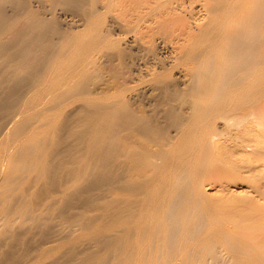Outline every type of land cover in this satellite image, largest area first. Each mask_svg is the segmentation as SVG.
Wrapping results in <instances>:
<instances>
[{
  "label": "bare ground",
  "instance_id": "1",
  "mask_svg": "<svg viewBox=\"0 0 264 264\" xmlns=\"http://www.w3.org/2000/svg\"><path fill=\"white\" fill-rule=\"evenodd\" d=\"M125 6L126 33L144 30L150 39L146 41L158 55L164 54L159 55L162 60L155 57L163 70L151 76L163 87L162 103L173 111L185 104L189 108L186 116L167 117L175 136L155 127L157 113L144 110L146 116H138L126 103L127 78L119 82V74L108 73L103 65L116 61L124 68L128 55L123 49L100 55L115 43L108 34L99 38L95 13L87 14L84 28L62 35L57 44H44L48 28L33 33L40 26L33 17L13 34L20 44V66L30 76L26 96L41 98L46 114L59 113L75 89L88 88L85 102L105 101L111 162L116 128L127 131L122 157L124 164L139 170L141 181L120 202L112 197L108 202L101 238L105 264H264V0H126ZM174 26L178 30L166 35L169 44L165 38L157 42V35L162 39L163 30L169 33L167 28ZM36 55L38 62L33 60ZM179 65L187 84L177 91L169 87L173 79L167 72ZM101 70L108 77L105 89L115 87L108 96L92 91ZM23 127L1 134L0 154L6 147L3 137L17 138ZM114 180L111 164L110 185ZM234 183L248 184L247 191L222 194ZM211 187L221 195H209ZM5 195L0 196V232L34 219L26 216L23 202L16 203L14 190ZM102 231L91 227V237L98 241Z\"/></svg>",
  "mask_w": 264,
  "mask_h": 264
},
{
  "label": "rangeland",
  "instance_id": "2",
  "mask_svg": "<svg viewBox=\"0 0 264 264\" xmlns=\"http://www.w3.org/2000/svg\"><path fill=\"white\" fill-rule=\"evenodd\" d=\"M125 3L126 0H0V136L4 131L11 133L17 125L24 126L19 137L4 136L5 140L2 139L6 147L0 154V196H6L9 189L14 190V196H19L16 203L23 202L26 216L34 218L27 224H14L11 229L0 232V264H105L107 255L101 238H105L108 202L112 198L120 202L137 186L136 182L141 181L139 170L137 173L130 164H124L122 157L123 145L127 143L122 137H127V131L119 130V133L116 128L115 158L113 162L108 159L105 101L96 105L85 102L84 94L88 88L75 89L59 113L46 114V105L41 98L26 96L30 76L20 66V58L16 55L20 44L13 40V34L26 19L33 17L39 21L40 26L33 33L48 28V41L44 44H57L62 35L68 36L70 32L84 28L87 14L95 13L99 21V38L108 34L115 43V47L102 50L100 55L119 53L122 49L121 53L128 55L124 68L116 65V61H103L108 73L119 74V82L127 78L124 81L128 106L137 109L138 116L157 113L154 125L164 131V135H170L168 137L176 135L175 127L168 129L169 114L186 116L189 112L186 104L180 108L176 105L180 110L173 111V107L162 103L163 87L153 83L151 76L163 70L155 57L162 60L159 55L164 54L159 52L158 55V49L155 51L156 47H151L146 41L149 37H144V30L139 35L126 33ZM177 27L167 28L169 33L164 29L165 34L161 33L165 37L161 39L157 35L155 38H160L157 42H165L166 35L172 34ZM103 43L104 39L100 47ZM40 59V55H36L33 60L38 62ZM180 67L167 72L170 74L168 79H173L169 80L170 84L173 81L169 87L177 91L184 90L187 84L182 74L184 67ZM89 74L87 81L92 77L91 71ZM98 75L99 81H94V85L99 88L90 90L102 92L99 96L113 93L115 87L105 89L108 88L105 85L108 77L104 70ZM94 85L91 83L90 87ZM111 164L115 170L112 185L109 182ZM235 183L225 186L221 193L240 196L247 191L248 184ZM216 188L211 187L206 192L216 197L220 194L215 193ZM93 226L103 230L98 241L91 237ZM97 258L101 259L98 263Z\"/></svg>",
  "mask_w": 264,
  "mask_h": 264
}]
</instances>
